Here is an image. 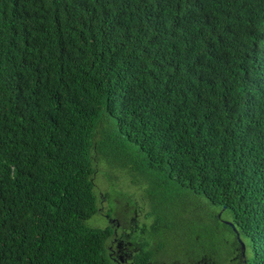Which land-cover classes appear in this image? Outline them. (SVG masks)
<instances>
[{"label": "trees", "instance_id": "obj_1", "mask_svg": "<svg viewBox=\"0 0 264 264\" xmlns=\"http://www.w3.org/2000/svg\"><path fill=\"white\" fill-rule=\"evenodd\" d=\"M97 160L154 235L176 195L210 208L180 218L232 239L191 231L194 264H264V0H0V264H116ZM141 241L137 264L165 245Z\"/></svg>", "mask_w": 264, "mask_h": 264}, {"label": "rangeland", "instance_id": "obj_2", "mask_svg": "<svg viewBox=\"0 0 264 264\" xmlns=\"http://www.w3.org/2000/svg\"><path fill=\"white\" fill-rule=\"evenodd\" d=\"M93 183L98 199L99 212L86 220L85 224L90 227H105L109 225L112 226L117 234L126 232L130 237V243L128 242V244L131 247L135 246V240L144 241L146 239L149 240L151 246L157 248L155 245L160 242L158 240L163 239L165 241L164 248L163 250H155L153 264H194L190 258L178 254L179 244H181V250H185L186 243H192L191 231H204V233L211 234L212 237H217L219 232L221 239L222 233L229 240L232 239V235L223 230V227L212 219H206V222H214L212 226H207L206 228L192 217H186L188 220L183 221L181 218L188 216V214L199 213L203 216L204 211L210 210V208L203 209L199 206L202 210H199L198 207L194 209L193 207L197 205L194 204L193 200L183 199L182 196L178 195L174 198L178 214L172 216L174 223L172 231L168 232V229H165L159 235L150 233L153 217L148 216L151 211V205L145 196L144 185L141 182H133V176L127 170L116 168L105 160L103 163L101 160H97ZM168 205L165 204V206ZM212 211H215V209H212ZM107 215L109 216L108 221L105 217ZM214 216L224 222L231 220V216L222 210L214 212ZM109 243L110 248H112L113 243L108 241L107 246H109ZM172 244L174 247H172ZM225 246H227L226 243H224L223 247ZM228 249L231 250V246L228 245ZM229 250L226 251L227 254ZM173 252L177 253L179 257L175 256ZM224 264H230V262L224 260Z\"/></svg>", "mask_w": 264, "mask_h": 264}, {"label": "flooded vegetation", "instance_id": "obj_3", "mask_svg": "<svg viewBox=\"0 0 264 264\" xmlns=\"http://www.w3.org/2000/svg\"><path fill=\"white\" fill-rule=\"evenodd\" d=\"M105 217L107 218V221H108L109 216L107 215ZM113 232H114V235L108 240L109 242L113 243V247L110 248V243H109V246H107L110 258L116 264H137V261H138L137 254L141 250V246L138 245L140 242L138 240L136 242L134 241L135 246L131 247L128 244L130 237L126 234V232L117 234V232L114 231V229H113ZM145 249L151 250L152 248L148 246V247H145ZM147 264H153V260L148 262ZM196 264H208V263L204 261L203 263L197 262Z\"/></svg>", "mask_w": 264, "mask_h": 264}]
</instances>
